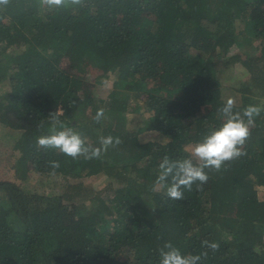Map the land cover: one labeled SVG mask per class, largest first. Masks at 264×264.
<instances>
[{
  "label": "trees",
  "instance_id": "16d2710c",
  "mask_svg": "<svg viewBox=\"0 0 264 264\" xmlns=\"http://www.w3.org/2000/svg\"><path fill=\"white\" fill-rule=\"evenodd\" d=\"M68 55L73 71L61 66ZM84 57L103 74H80ZM229 97L233 111L264 105V0L0 4V159L8 162L0 173V264H159L168 241L184 253L207 251L200 264H264V111L245 155L205 169L201 190L194 184L172 200L155 185L163 157H188L223 122ZM56 110L58 129L71 127L93 146L109 135L121 143L93 159L39 147ZM97 174L110 179L109 190H97ZM222 192L235 211L225 238L200 232Z\"/></svg>",
  "mask_w": 264,
  "mask_h": 264
},
{
  "label": "clouds",
  "instance_id": "9594fccd",
  "mask_svg": "<svg viewBox=\"0 0 264 264\" xmlns=\"http://www.w3.org/2000/svg\"><path fill=\"white\" fill-rule=\"evenodd\" d=\"M8 0H0V4H7ZM48 8L56 9L67 5H79L82 0H42ZM236 101L229 97L221 112L223 122L210 130L200 142L193 145L188 157L181 160H173L164 156L158 165L159 174L155 185L160 189H166V195L172 200L184 198V190L191 191L193 185L201 190L209 180V170H221L227 161H231L245 155L244 145L250 136L251 128L255 126V118L264 111V105L250 104L242 111H233ZM52 126L50 133L41 135L37 139V145L43 148H55L63 154L76 159L83 156L85 159L100 158L109 147H115L121 143L119 137L101 136L99 145L93 146L87 143L86 138L71 127L57 128L60 123L59 110L51 113ZM105 116L104 109H99L95 120L99 122ZM52 169H58V160L50 161ZM202 245L216 251L219 244L216 242L202 241ZM207 251L193 254L184 253L171 241L165 242L159 249V264H200Z\"/></svg>",
  "mask_w": 264,
  "mask_h": 264
},
{
  "label": "rangeland",
  "instance_id": "374dc122",
  "mask_svg": "<svg viewBox=\"0 0 264 264\" xmlns=\"http://www.w3.org/2000/svg\"><path fill=\"white\" fill-rule=\"evenodd\" d=\"M78 52L79 51L77 49H73L72 54L74 56H78ZM203 56H204L203 54L197 53L195 57L201 60L202 59L201 57ZM81 61L80 62H81V66L83 67V71H81L80 74L84 75L83 74L84 72L86 73L89 72L90 75L94 77L100 76L103 74L104 68L101 67L99 64L97 65L96 63L91 62L89 59H86L85 57L82 58ZM76 65H77V62L75 59H73L72 55L71 57L68 55L65 59L62 60V63H61V66L69 71H73L76 68ZM76 70L78 71V69ZM232 73H234L235 75L242 74V72L240 71V68L236 66L233 67ZM238 78H240L241 80H244L245 76H239ZM112 79L113 78L111 75H107L106 80L104 79V81H106L105 85L103 86L107 87V85H111ZM93 83L94 81L92 80L91 77H90V80H85L86 89L89 86H91ZM96 86L98 87L99 85H96ZM251 101L253 103H259L260 99L253 97ZM139 118L140 117H136V119H139ZM2 132H3V129L0 127V135ZM3 141L4 140L0 136V151L5 149L4 145L6 144ZM3 155L5 156V154ZM3 158L0 159V173L3 167L5 166V163H7L8 165V162H6L5 159ZM9 177H11V175H9ZM93 178L96 179L95 182L97 185L96 187L97 190H101L104 188H107L109 190L111 183L108 177H103L97 174V175H94ZM234 217H235V211L233 209V204L230 198L227 196V193L222 192L219 196H217L216 201L213 204L212 212L209 215V217L205 221L200 222V232L203 234L204 233L206 234L207 233L208 234L218 233L220 236L225 238L228 235V231L231 226L230 223L232 222V220H234Z\"/></svg>",
  "mask_w": 264,
  "mask_h": 264
}]
</instances>
